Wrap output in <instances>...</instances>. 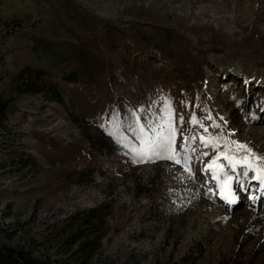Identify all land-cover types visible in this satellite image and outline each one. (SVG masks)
<instances>
[{"label":"rangeland","instance_id":"rangeland-1","mask_svg":"<svg viewBox=\"0 0 264 264\" xmlns=\"http://www.w3.org/2000/svg\"><path fill=\"white\" fill-rule=\"evenodd\" d=\"M0 17L20 22L0 26V243L264 264V0H0ZM25 66L59 96L13 92ZM78 228L92 252L63 246Z\"/></svg>","mask_w":264,"mask_h":264},{"label":"trees","instance_id":"trees-1","mask_svg":"<svg viewBox=\"0 0 264 264\" xmlns=\"http://www.w3.org/2000/svg\"><path fill=\"white\" fill-rule=\"evenodd\" d=\"M20 25L19 20L16 19H6L0 17V26L4 30H8L9 33L12 32L17 26ZM44 72L41 69H37L31 66H25L17 71L14 75L11 90L15 93H40L43 90L48 89L43 82ZM49 93L52 96H59V91L55 88H49ZM11 100H6L0 97V125L7 117V112L9 110ZM92 146L97 150L102 151L104 146V141L102 138H92ZM96 212L99 209H93L87 215H82L80 220L85 223V225H92L94 219L96 218ZM83 229L78 228L76 231L72 232L71 235L64 242V247L66 251H70L72 246L77 242H80L79 248L84 250V252H92L96 248V242L94 240L86 239ZM0 264H51L45 258L36 257L34 254L24 249L23 247H17L10 245L8 243H0Z\"/></svg>","mask_w":264,"mask_h":264},{"label":"snow or ice","instance_id":"snow-or-ice-1","mask_svg":"<svg viewBox=\"0 0 264 264\" xmlns=\"http://www.w3.org/2000/svg\"><path fill=\"white\" fill-rule=\"evenodd\" d=\"M229 160L231 163V158H229ZM177 162H179V161H177ZM228 179L230 180L231 178H228ZM260 179H261V187L264 188V177H260ZM225 183L227 184V182H225ZM221 195L224 196L225 199H229V202H231L232 200L235 199L234 197H230V194L228 196H226L223 189L221 191Z\"/></svg>","mask_w":264,"mask_h":264},{"label":"bare ground","instance_id":"bare-ground-1","mask_svg":"<svg viewBox=\"0 0 264 264\" xmlns=\"http://www.w3.org/2000/svg\"><path fill=\"white\" fill-rule=\"evenodd\" d=\"M228 195H229V194H228ZM228 195L226 194V196H228ZM230 197H231V196H230ZM221 200H224V197H222ZM232 201H234V200H232ZM235 202H236V201H235Z\"/></svg>","mask_w":264,"mask_h":264}]
</instances>
